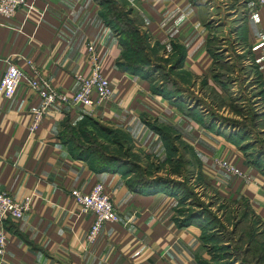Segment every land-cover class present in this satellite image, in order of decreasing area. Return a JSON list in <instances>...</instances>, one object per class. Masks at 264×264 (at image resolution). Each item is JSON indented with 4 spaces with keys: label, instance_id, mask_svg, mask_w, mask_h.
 <instances>
[{
    "label": "crops",
    "instance_id": "obj_1",
    "mask_svg": "<svg viewBox=\"0 0 264 264\" xmlns=\"http://www.w3.org/2000/svg\"><path fill=\"white\" fill-rule=\"evenodd\" d=\"M112 1L134 18L167 66L180 55L172 71L187 81L174 78L176 93L166 98L151 92L149 77L122 71V34L104 22L96 0H26L13 17L0 18V78L7 62L28 74V60L71 94L76 76L88 73L86 45L92 44L111 87L109 99L95 108L50 109L31 133L29 112L38 97L20 82L10 99L0 98V190L16 200L30 196L23 218L3 223L7 239L0 264H221L211 258L194 222L178 224L180 193L173 182L184 173L201 175L213 194L245 207L264 227V175L246 159L243 136L202 103L186 100L187 90L200 95L196 87L204 77L210 83L214 54L222 52L228 64L246 54L262 84V92L251 96L257 115L252 125L264 130L257 124L264 114L258 105L264 104V9L255 0ZM210 26L226 33L216 37L219 45H210ZM228 39L230 45H221ZM220 108L215 112L227 113ZM92 126L100 133H91ZM71 128L91 134L95 147L82 137H66ZM74 146L82 148L80 158L72 155ZM217 158L249 181L219 170ZM95 183L103 185L118 221L104 222L86 244L93 217L77 213L69 191L88 192Z\"/></svg>",
    "mask_w": 264,
    "mask_h": 264
},
{
    "label": "rangeland",
    "instance_id": "obj_2",
    "mask_svg": "<svg viewBox=\"0 0 264 264\" xmlns=\"http://www.w3.org/2000/svg\"><path fill=\"white\" fill-rule=\"evenodd\" d=\"M100 1L103 3L106 2V4L101 5V12L111 20L113 26L118 31L124 28L123 23H129L134 19L118 11L111 0ZM194 1H200L201 3V0ZM228 4L231 6L233 3L229 2ZM204 19H208V16L207 18L204 16ZM238 19L239 17L234 22L232 21L233 23H229L226 31L231 29L230 26L238 23ZM209 31L214 35L212 36L214 40H211L210 45H219L215 40L226 34L221 28L217 29L213 26H210ZM123 35L121 36L122 38L124 37ZM143 43L147 49L148 47L153 49L151 55H149L152 58V63H150L151 65L149 67L143 65L144 69H150L151 71V67L153 68L155 65L154 63H158L155 66L158 72L151 76L152 81L156 85L162 84L163 82L164 87L166 81L172 84L173 79L178 76L184 81H187L186 75H177V72L169 70V66L165 63L166 59L158 56L159 48L157 49L155 43L148 39L144 40ZM221 45H230L229 39ZM224 57L220 51L214 54V64L208 72V75H206L210 83L207 84L206 77H204L199 86L196 87V90H201L200 95L187 90L186 100L188 102L193 101L191 103H194V100L202 103V107L208 109L210 114L217 118V121L225 126H229L235 135L239 137L242 135V141H244L242 148L246 159L248 161L250 160V162H256L257 166L263 171L264 130L258 132L253 127L252 124L256 122L257 115L255 114L254 107L251 106V96L255 93L262 92V84L259 81L252 62H250L246 54H243V57L233 56V60H230L231 64L224 62ZM144 72L147 73L146 75L149 74V71ZM246 78H249L247 82L245 81ZM231 81H236V84L232 85ZM216 87L219 94L214 91ZM173 93L175 95L176 92ZM204 97L207 100H204ZM258 105L261 108L264 106L263 102L258 103ZM220 106H223L227 113L219 110L215 112L216 108L219 109ZM258 118L263 120L257 124L264 125V114H259ZM249 132L252 135H248ZM260 154L262 156L259 157L258 155ZM222 161L230 165L225 160L222 159ZM230 166L236 168L233 165ZM238 170L248 177L242 170ZM232 176L244 182L249 181L245 177L243 178L247 181L238 176ZM173 191L180 193V200L177 203L175 211L176 215L181 217V220L188 218L197 224L202 240L206 244V248L213 260H222V262L228 264H264V227L259 224L245 207H235L227 201L220 199L206 187L202 176L198 174L192 179L191 173H184L181 180H177L173 186ZM189 214H192V217H188Z\"/></svg>",
    "mask_w": 264,
    "mask_h": 264
},
{
    "label": "built area",
    "instance_id": "obj_3",
    "mask_svg": "<svg viewBox=\"0 0 264 264\" xmlns=\"http://www.w3.org/2000/svg\"><path fill=\"white\" fill-rule=\"evenodd\" d=\"M255 2L264 9V0H255ZM25 6L26 0H0V18L10 19ZM85 57L89 67L88 73L76 76L78 88L71 94L58 90L30 61L26 60L25 62L29 68L28 74L23 68L7 62L0 78V98L10 99L20 82H24L29 91L38 97L37 106L32 107L29 112L31 118L28 133L37 128L44 115L52 108L92 109L109 99L111 87L100 72L98 55L92 44L86 45ZM213 163L219 170L249 179L238 169L224 163L222 159H214ZM69 195L77 205L78 214H90L93 217V221L84 235L86 244L95 240L100 226L104 222L118 221L115 208L101 183H95L88 192L72 189L69 191ZM29 205L30 196L16 200L7 192L0 190V257L4 255L6 248L7 234L3 226L4 221L21 220L28 211Z\"/></svg>",
    "mask_w": 264,
    "mask_h": 264
},
{
    "label": "trees",
    "instance_id": "obj_4",
    "mask_svg": "<svg viewBox=\"0 0 264 264\" xmlns=\"http://www.w3.org/2000/svg\"><path fill=\"white\" fill-rule=\"evenodd\" d=\"M96 3H98L100 6L103 4H106V2L103 3L100 0H96ZM113 3L115 4V7H116V9H118V11H120L123 15L128 16L126 11H124L121 7H119L115 2H113ZM101 17L105 23H108L112 28L116 29V27L113 26V23L111 22V20L108 17H106L105 14H103V12H101ZM117 19L119 22L118 17H117ZM123 25H124V28L119 29V32L121 34H124L123 35L124 37L121 38V45L123 46V51H122L121 61L118 62V67L122 71L128 72L130 74L141 75V76H144V78L149 77L151 79L152 74L158 72L157 69H155V66L158 65V63H154L155 65L153 66V68L151 67V71H150V69L149 70L144 69L143 65H146L147 67H149L151 65L150 62H152L151 61L152 58L149 55H151V52L153 51V49H150V47H148V49H149L148 50L146 48V45H144V43H143L144 40L148 39L147 36L145 34L139 32L138 27L136 26L133 19L129 23H125V24L123 23ZM116 31H118V29H116ZM147 50H148V52H147ZM179 58H180V55L178 54L175 61L173 63L169 64V70H173L172 66L175 64L176 61L179 62ZM144 71H147V72L149 71L148 72L149 74L146 75L147 73H145ZM151 81H152V79H151ZM172 91L176 92V87L174 86V83L171 84V82H169V81L165 82L164 87H163V82H162V84H159V85H156L154 83L151 87L152 93L160 95V96H164L166 98L173 96L174 93ZM83 121L86 123V125H89V124L92 125V121H90L89 119H84ZM92 127H94L95 130L91 129L90 130L91 133H92V131H94L95 133H100L99 131L96 130L95 126H92ZM64 133H65L66 137H70L71 139H73V138L79 139L80 137H82L83 139L87 140L89 146L95 147V145H94L95 141L91 137V134H89L87 136L86 134H84L83 130L77 131L76 129L71 128L70 130H68ZM60 137H61V135H60ZM74 149L76 150L77 153L73 152L72 155L74 157L80 158L82 156V153H81L82 148L79 146H74ZM251 163L253 165H255L258 168V170L264 175V169L262 171L257 166L256 162H254V161H252ZM173 185H175L174 182H173ZM188 217H192V214H189ZM192 222H193L192 220H189L188 218H186V219L180 220L178 222V224L180 226H185V225H188ZM221 264H228V263L223 262ZM231 264H233V263H231Z\"/></svg>",
    "mask_w": 264,
    "mask_h": 264
}]
</instances>
